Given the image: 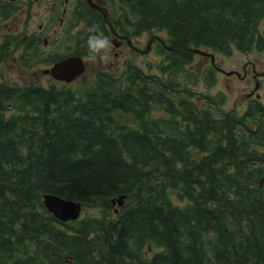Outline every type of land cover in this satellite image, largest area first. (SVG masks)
Here are the masks:
<instances>
[{
  "label": "trees",
  "instance_id": "obj_1",
  "mask_svg": "<svg viewBox=\"0 0 264 264\" xmlns=\"http://www.w3.org/2000/svg\"><path fill=\"white\" fill-rule=\"evenodd\" d=\"M116 1L134 34L167 31L162 74L126 62L83 93L0 81V264H264V104L188 86L194 48L264 50V0ZM45 193L103 209L63 221Z\"/></svg>",
  "mask_w": 264,
  "mask_h": 264
},
{
  "label": "rangeland",
  "instance_id": "obj_2",
  "mask_svg": "<svg viewBox=\"0 0 264 264\" xmlns=\"http://www.w3.org/2000/svg\"><path fill=\"white\" fill-rule=\"evenodd\" d=\"M104 2L105 0H101ZM104 4L107 8L109 7L114 13L117 19L125 21V17L121 10V6L116 3L113 5L111 2L106 1ZM50 9L46 8L44 2H39L35 6H32L30 9V14L28 16L23 15V13L15 14L21 16V20L24 21V25L21 23L20 27H26V19L30 29L34 31L40 30V24L45 25V35L50 36L48 44H44L41 40L40 48L29 53L27 65L21 63L19 58H21L22 50L5 47L2 54L4 56V61L0 66V81L1 82H13V83H29L36 82L42 85H51L57 84L61 85L63 82L57 80L52 75L45 70L51 63L48 61L53 56L57 54H62L68 51H72L77 47L76 39L74 34L77 33L78 29L73 27V30L70 27V21L67 22L66 28H62V33L59 38H56V35L52 37L51 29L53 27L50 21ZM36 12V13H35ZM136 16H132L131 20H135ZM51 22V21H50ZM116 23V22H115ZM117 24V23H116ZM118 25V24H117ZM127 26V25H126ZM12 27H17L14 25ZM58 27V26H57ZM59 28V27H58ZM128 28V27H127ZM261 30L264 31V19L261 20L260 24ZM12 29H6L4 27V22H0V43L5 39L8 40L7 33ZM104 31L107 33L105 36L111 42V47L108 50V60H101L99 57L95 62H89L87 69L82 73V76L73 82V86L79 89L80 93H83L85 90L91 88L92 86L98 83L97 74L101 71L113 69L118 70L122 68L126 62H132L138 67L147 69V61H159L165 60V57L161 53V47H158L155 42H152V47L150 51L145 52V48L148 40L152 34H159L169 40V35L166 30L154 29L153 31L145 30L142 34L136 35L132 38V44H126V39L124 44H118L117 40L121 39L115 35L111 30V26L104 25ZM3 32V33H1ZM17 32L13 31V34L9 35L12 39L17 36ZM27 34L25 30H22L18 34V42L25 38ZM127 35V34H125ZM31 46V42L27 41L24 43V47ZM85 48V46L83 47ZM209 50V49H206ZM216 54V64L220 67H223L225 70H235L238 73L227 74L225 71H221L211 63L210 54L197 53L194 57V60L189 64L188 68L193 70V74L190 75L188 86L194 85L197 86L198 91L203 90L211 94H216L222 92L225 97V102L223 108L234 109L239 113L243 112L247 105L248 99L245 96L253 91V96L256 93L260 94V98L264 101V82L263 74L264 71V50L254 49L251 51H244L240 49H234L233 53L226 55L219 53L214 50H210ZM213 53V56L215 54ZM34 55V56H33ZM33 56V57H32ZM22 59V58H21ZM209 67L207 74L209 75L207 82H204V76L202 78V73H206V69ZM204 69V70H203ZM203 70V72H202ZM46 71V72H45ZM159 72L162 74V69L156 68L154 74ZM196 72V73H195ZM184 73V72H183ZM166 75V74H165ZM161 77V76H160ZM260 81V88L253 90L256 82ZM161 111L159 108L154 110V113L157 115ZM248 123H254L253 119H249ZM264 127V124L260 125V128ZM167 191L170 194V197L173 200H177L178 196L176 195L175 189L173 187H168ZM117 204V203H116ZM89 212L93 210H101L98 206H88L84 208Z\"/></svg>",
  "mask_w": 264,
  "mask_h": 264
},
{
  "label": "flooded vegetation",
  "instance_id": "obj_3",
  "mask_svg": "<svg viewBox=\"0 0 264 264\" xmlns=\"http://www.w3.org/2000/svg\"><path fill=\"white\" fill-rule=\"evenodd\" d=\"M22 5L18 10L24 11L23 15L28 16L30 14V9L32 6H35L39 2H44L46 4V8H49L50 19L54 21V26L52 30L55 34L60 33L62 28H66L67 22L70 21V27L73 30L75 29H84L90 27L92 25H99L101 28L100 18L105 20V23L108 24L107 18L104 16V7L99 9L98 7L90 4L88 0H21ZM98 4L102 5L104 2L101 0H95ZM17 10V11H18ZM13 10L8 9L4 13H1V17H9L13 15ZM36 13V12H35ZM16 18V17H15ZM24 25V21L21 19L16 23V25ZM59 28H58V27ZM44 26L40 24V30H42ZM26 33L29 35H25V39L30 41L32 46H39L40 41L43 40L44 44H48L49 37L45 35L42 38V33L40 31L36 32L33 29H30L28 25V21L26 19V27L24 28ZM21 29L16 30L19 33ZM118 36L121 38L117 41L118 44L124 43V35L118 33ZM132 44V43H131ZM73 53V52H72Z\"/></svg>",
  "mask_w": 264,
  "mask_h": 264
},
{
  "label": "water",
  "instance_id": "obj_4",
  "mask_svg": "<svg viewBox=\"0 0 264 264\" xmlns=\"http://www.w3.org/2000/svg\"><path fill=\"white\" fill-rule=\"evenodd\" d=\"M92 0H89L90 3ZM95 5V4H94ZM196 51L202 52L204 54H209L206 51H203L200 48H197ZM213 61L214 56L212 54ZM85 68V61L81 55L69 56L61 61L57 62L56 65L52 68V74L55 77L72 80L77 77L79 74L83 73ZM49 70V69H45ZM234 71H227L228 74H232ZM264 75V71L262 72ZM263 181V178H262ZM124 200V195H119L113 197L112 201L116 205V203L122 205ZM44 202L47 205L48 209L54 212L58 217L62 219L76 218L82 209V203L79 201H75L72 199L63 198L57 194L46 193L44 194ZM118 210V209H116Z\"/></svg>",
  "mask_w": 264,
  "mask_h": 264
},
{
  "label": "clouds",
  "instance_id": "obj_5",
  "mask_svg": "<svg viewBox=\"0 0 264 264\" xmlns=\"http://www.w3.org/2000/svg\"><path fill=\"white\" fill-rule=\"evenodd\" d=\"M87 31L91 33L86 40L88 62H95L99 57L101 60H108V50L111 47V42L100 30L99 25L88 27Z\"/></svg>",
  "mask_w": 264,
  "mask_h": 264
},
{
  "label": "bare ground",
  "instance_id": "obj_6",
  "mask_svg": "<svg viewBox=\"0 0 264 264\" xmlns=\"http://www.w3.org/2000/svg\"><path fill=\"white\" fill-rule=\"evenodd\" d=\"M92 2V1H91ZM164 46V45H163ZM196 56V55H195ZM46 72V71H45ZM50 73V72H49Z\"/></svg>",
  "mask_w": 264,
  "mask_h": 264
}]
</instances>
